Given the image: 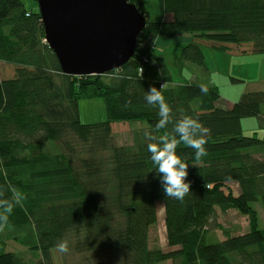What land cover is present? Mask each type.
<instances>
[{"label": "trees", "instance_id": "obj_1", "mask_svg": "<svg viewBox=\"0 0 264 264\" xmlns=\"http://www.w3.org/2000/svg\"><path fill=\"white\" fill-rule=\"evenodd\" d=\"M129 1L147 17L133 58L108 73L74 76L62 71L44 40L39 9L23 0H0V61L9 65L0 80V189L10 196L14 186L26 196L9 216L10 238L37 250L38 264H54L51 250L60 240L83 255L75 264H264V227L254 206L264 205V137L242 133L246 117L257 116L264 127V89L245 90L225 108L216 105L218 86H205L206 93L196 81L161 88V79L149 75L148 46L156 36L189 34L178 59L204 67V43L264 53V0H159L162 12L172 13L160 20L151 19L143 0ZM151 85L163 92L174 119L191 115L210 129L200 160L182 143L177 149L189 164L191 182L182 201L164 197L145 131L132 146L114 140L113 122L146 121V130L154 127L158 107L145 101ZM99 97L107 119L83 123L78 101ZM232 182L238 183L236 192ZM158 199L165 206L171 250L150 246ZM234 209L249 224L235 235L217 221L218 210ZM215 228L225 233L224 240L209 241ZM4 244L0 264H29Z\"/></svg>", "mask_w": 264, "mask_h": 264}, {"label": "rangeland", "instance_id": "obj_2", "mask_svg": "<svg viewBox=\"0 0 264 264\" xmlns=\"http://www.w3.org/2000/svg\"><path fill=\"white\" fill-rule=\"evenodd\" d=\"M23 2L28 7L39 9L37 0H23ZM143 3L148 13H150L151 19L160 20L172 18V13L168 14L161 11L159 0H143ZM153 40L154 39L148 43L149 47L154 42ZM182 47L183 43L180 40L173 41L168 47H162L161 49L155 48L154 54L158 57L159 55L163 56L168 60L169 63L167 66L170 67L174 77L173 79H175L176 82L184 83L188 80L193 82L196 81L202 85L213 84L214 86H218L220 94L216 101L217 106L225 108L232 107L233 103L239 101L241 93L245 90L264 89L263 54L232 56V52L229 50L226 52L221 51L204 43L203 51L204 54H206V65H208L209 71L206 66L204 67L191 62H184L188 63V65H182L181 69L179 64L174 62L173 59L179 56ZM161 58L159 57V59ZM170 60H173V62ZM163 82L165 86L175 84L173 81H167L165 78L161 80V85ZM78 103L80 118L83 123L101 122L107 119L108 113L106 112L105 101H103L101 97L80 99ZM112 126L116 144H126L130 146L134 145L139 132H144L148 129V123L146 121L113 122ZM242 127V133L245 135L251 136L256 132V136L260 138L264 137V127L259 126V119L257 116L244 118ZM48 146L52 151H57L53 142L49 143ZM237 184L235 182L231 183V188L234 192L238 189ZM254 206L257 208L258 213H260L261 227H264V205L261 201H255ZM156 207L158 219L155 225L151 227L149 237L150 246L171 250L173 247H170L168 238H166L165 206L162 199H158ZM218 214L217 221L230 230V233L233 235L244 233L249 229L247 216L242 215L235 209L223 213L218 210ZM11 236L10 228H4L3 231H0V243L3 241L5 242V251H14L19 256L24 257L29 264H38L40 253L21 243L19 244L15 239L10 238ZM224 238H226L225 233L221 229L215 228L211 232L209 241L224 240ZM1 248L2 246H0V250ZM51 254L53 255L54 264H64L62 254L57 247L51 250ZM65 254H67L66 260H68L69 264H75V262L83 258V255L75 252L73 253L71 250ZM157 264H173V260L162 261Z\"/></svg>", "mask_w": 264, "mask_h": 264}, {"label": "water", "instance_id": "obj_3", "mask_svg": "<svg viewBox=\"0 0 264 264\" xmlns=\"http://www.w3.org/2000/svg\"><path fill=\"white\" fill-rule=\"evenodd\" d=\"M46 40L62 71L98 75L136 53L147 17L129 0H37Z\"/></svg>", "mask_w": 264, "mask_h": 264}, {"label": "clouds", "instance_id": "obj_4", "mask_svg": "<svg viewBox=\"0 0 264 264\" xmlns=\"http://www.w3.org/2000/svg\"><path fill=\"white\" fill-rule=\"evenodd\" d=\"M143 73V69L141 75ZM162 88L163 85H160ZM201 91L207 92V88L201 85ZM145 101L148 105L158 107L159 119L154 127L145 130L144 137L148 141L147 151L150 153V159L156 166V172L160 177L161 190L165 198L183 200L191 191V182L188 181V168L184 159L177 154V149L182 143L192 149L196 160L204 157L206 152L207 136L210 129L203 125L198 118L191 115H183L179 119H174L172 107L167 103L163 92L155 85H151L146 94ZM127 103L130 104V101ZM172 124V130L167 131L168 125ZM165 130L162 135L155 133ZM10 196L0 189V231L9 225V216L14 207L23 206L26 196L23 192L9 186ZM57 249L61 253L69 251L68 241L60 240Z\"/></svg>", "mask_w": 264, "mask_h": 264}, {"label": "crops", "instance_id": "obj_5", "mask_svg": "<svg viewBox=\"0 0 264 264\" xmlns=\"http://www.w3.org/2000/svg\"><path fill=\"white\" fill-rule=\"evenodd\" d=\"M28 8H33V7H28ZM179 40L183 43V46H184L185 43L189 41V36L183 34V36H177V37H174L172 39H169V38H166V37H163V36H161V37L160 36H156L154 38V40H153L154 42L150 45L151 46V48H150V56H152V64H151V69L149 71V75H150L151 78H157V79L163 80L164 78L167 79L165 75H169L172 78L173 83H175V84H185V82H193V81H188V80H186L184 83L176 82L175 79H173L174 77L172 75V71L170 70V67L167 66V64L169 63L168 60L165 57L160 56V55H159V57L160 58L162 57V58L159 59V57L155 56V54H154L155 48L156 49H161L162 47H168L173 41H179ZM228 50L230 52H232V54H231L232 56L256 55V54L250 53V52H248V53L243 52L245 50L244 48H239V47H236V46H233V45H230L229 48L226 51H228ZM160 52L161 51L159 50V53ZM260 54L264 55V53H260ZM205 56H206V54H205ZM173 60H174V62H177L179 64L181 69H182V65H185V64L188 65V63H181L179 61L178 57L174 58ZM173 60H170V61L173 62ZM263 61H264V58H263ZM206 64L207 63H206V58H205V66L207 67V70L209 71V67ZM8 68H9L8 63H5L4 61H0V80H2L5 77V75H7L6 73L8 71ZM209 85H213V84H206L204 86H209Z\"/></svg>", "mask_w": 264, "mask_h": 264}, {"label": "built area", "instance_id": "obj_6", "mask_svg": "<svg viewBox=\"0 0 264 264\" xmlns=\"http://www.w3.org/2000/svg\"><path fill=\"white\" fill-rule=\"evenodd\" d=\"M149 60H150L149 56H144V58L142 59L143 62H147V63L150 62ZM139 68H140L139 69V76H141L142 69L144 72V67L141 65ZM162 85L165 86L164 82L162 83Z\"/></svg>", "mask_w": 264, "mask_h": 264}]
</instances>
